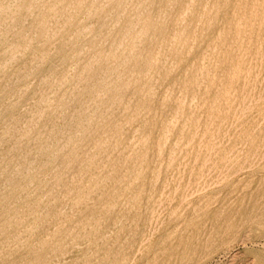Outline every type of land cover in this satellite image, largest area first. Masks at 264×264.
Returning a JSON list of instances; mask_svg holds the SVG:
<instances>
[{"label": "rangeland", "instance_id": "obj_1", "mask_svg": "<svg viewBox=\"0 0 264 264\" xmlns=\"http://www.w3.org/2000/svg\"><path fill=\"white\" fill-rule=\"evenodd\" d=\"M0 264H264V0H0Z\"/></svg>", "mask_w": 264, "mask_h": 264}, {"label": "bare ground", "instance_id": "obj_2", "mask_svg": "<svg viewBox=\"0 0 264 264\" xmlns=\"http://www.w3.org/2000/svg\"><path fill=\"white\" fill-rule=\"evenodd\" d=\"M184 13V12H183ZM182 15V14H181ZM88 16V15H87ZM51 22V21H50ZM39 25H41V26H44V25H46L45 23H38ZM97 25V24H96ZM114 26V25H113ZM96 29V28H95ZM97 30V29H96ZM46 38L44 37V36H42V37H40V39H39V41L40 42H42V41H44ZM32 43V42H31ZM32 45V44H31ZM153 60V59H152ZM30 67H31V63H29V64H27V66L25 65L24 67H22L20 70H18L17 72H15V74H14V78H20V77H23V75L24 74H26V73H28V71H29V69H30ZM201 70V69H200ZM59 102V101H58ZM9 107V106H8ZM63 111V110H62ZM99 111V110H98ZM80 112H84V113H89V112H87L85 109H82V110H80ZM70 113H72L71 111H70ZM26 116H30V114H27ZM83 116V115H82ZM31 117H33L32 115H31ZM34 119V118H33ZM36 119V118H35ZM70 119H73L72 120V123L73 124H75V125H81V121L79 120V118H76L75 117V115L74 116H72ZM77 120V121H76ZM69 122V121H68ZM68 122H65V123H63V126H68L67 124H68ZM18 124H20V125H22V124H24V121H22L21 123H18ZM13 126H17L16 125V123H15V125H13ZM23 126V125H22ZM13 129H11V132H10V134H12L13 133V131H12ZM9 144H10V141H9ZM12 146V145H11ZM40 154V153H39ZM39 166V165H38ZM3 173V172H2ZM2 178V177H1ZM208 183H210V182H208ZM17 184V183H16ZM23 186V185H22ZM31 193V192H30ZM41 198V197H40ZM61 206V205H60ZM59 206V207H60Z\"/></svg>", "mask_w": 264, "mask_h": 264}]
</instances>
